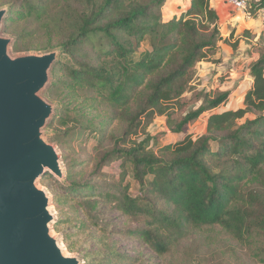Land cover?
Instances as JSON below:
<instances>
[{"label": "trees", "instance_id": "trees-1", "mask_svg": "<svg viewBox=\"0 0 264 264\" xmlns=\"http://www.w3.org/2000/svg\"><path fill=\"white\" fill-rule=\"evenodd\" d=\"M101 2L58 44L47 94L60 100L55 123L66 128L63 137L75 136L71 133L80 126L92 136L101 132L99 145L107 142L103 152L98 150L95 176L104 179L102 169L118 161L139 190L130 196L122 188L70 185V193L55 195L54 203L79 196L94 210L106 205L140 222L130 234L158 257L169 254L188 231L204 229L227 235L264 264V206L258 192L264 191V47L255 49L248 67L252 82L239 107L219 111L227 103L223 93L206 95L189 111L183 96L191 70L217 42H227L210 0H186L185 11L167 20L159 14L164 0ZM249 4L251 13L264 12V0ZM46 12L37 1L13 0L4 23L33 15L40 20ZM144 41L150 50L135 56ZM85 47L96 55L93 61L83 53ZM203 114L201 134H186L159 148L149 146L148 136L135 140L157 117L165 118L172 134H182ZM110 258L115 261L94 264L135 263L120 255Z\"/></svg>", "mask_w": 264, "mask_h": 264}, {"label": "rangeland", "instance_id": "rangeland-1", "mask_svg": "<svg viewBox=\"0 0 264 264\" xmlns=\"http://www.w3.org/2000/svg\"><path fill=\"white\" fill-rule=\"evenodd\" d=\"M12 1L0 0V9L11 8ZM34 1L47 6L43 19L38 20L33 15L22 22L3 24L1 36L13 40L9 49L11 56L42 54L54 50L61 52L58 44L65 42L75 32L79 20L92 10L93 5L99 6L102 3V0ZM217 1L222 4L223 0ZM186 5V0H164L159 14L163 20H167L172 15L184 12ZM218 15L220 35L227 42H217L216 48L207 53L206 60L197 63L191 70L183 96L185 101L190 102L187 106L189 111L196 110L206 95L218 96L223 93L228 94L227 103L219 111L239 107L250 85L248 63L257 55L255 49L264 47V12H252V20L248 23L236 17L233 19L229 12L226 19L221 18V13ZM49 16L52 17L44 20ZM232 20H237L235 26ZM49 21L51 24L47 27ZM18 39L21 41L16 51L14 44ZM149 50L148 41H144L136 49L135 56ZM83 53L87 54L89 61L96 57L86 47ZM52 80L51 72L50 83L42 95L54 107V114L44 133L45 139L58 153L63 179L58 180L47 173L37 181V185L50 198V210L54 216L52 235L58 238L66 254L77 257L81 264H94L98 261L113 263L115 260L110 257L114 255L134 259V264H258L250 257L247 249L231 244L227 235L204 229L188 231L169 254L158 257L146 244L130 234L141 227L140 222L126 218L106 205L100 204L94 210L84 204L85 198L79 196L69 201H60L61 197L70 193L66 190L70 185L88 183L90 186L122 188L130 196L137 195L139 187L132 179L128 167L123 168L118 161L102 169L104 179L95 176L98 150L103 152L108 147L104 141L99 145L101 132L92 136L77 126L71 133L75 136L63 137L66 128L55 123V118L61 115L60 100L57 97L50 98L47 94ZM206 115L190 123L182 134H172L165 118L157 117L145 133L135 140L141 141L148 136L151 139L149 146L154 148L176 143L186 134H201ZM44 177L47 178L42 181ZM126 185L128 188H125ZM258 192L264 206V191ZM55 195L61 196L58 198L59 204L54 203Z\"/></svg>", "mask_w": 264, "mask_h": 264}, {"label": "water", "instance_id": "water-1", "mask_svg": "<svg viewBox=\"0 0 264 264\" xmlns=\"http://www.w3.org/2000/svg\"><path fill=\"white\" fill-rule=\"evenodd\" d=\"M0 9V264H81L52 235L54 216L37 181L63 172L44 129L54 107L43 97L60 51L11 56Z\"/></svg>", "mask_w": 264, "mask_h": 264}, {"label": "built area", "instance_id": "built-area-1", "mask_svg": "<svg viewBox=\"0 0 264 264\" xmlns=\"http://www.w3.org/2000/svg\"><path fill=\"white\" fill-rule=\"evenodd\" d=\"M228 12L234 17L238 18L244 23L251 22L252 13L250 12V0H223ZM237 24L235 20L234 25Z\"/></svg>", "mask_w": 264, "mask_h": 264}, {"label": "crops", "instance_id": "crops-1", "mask_svg": "<svg viewBox=\"0 0 264 264\" xmlns=\"http://www.w3.org/2000/svg\"><path fill=\"white\" fill-rule=\"evenodd\" d=\"M211 6L217 11L218 14L219 13L222 14L221 18L226 19V17L228 16V10H227V7L223 1H222V4H220L217 0H215V2H214V0H211ZM233 23H234V21H233ZM251 61L248 63L247 67H249V64L251 63ZM251 82H252V78L250 77V84H251Z\"/></svg>", "mask_w": 264, "mask_h": 264}]
</instances>
